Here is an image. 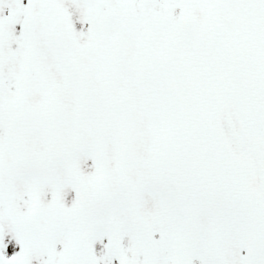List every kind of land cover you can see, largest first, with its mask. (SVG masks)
Masks as SVG:
<instances>
[{
    "label": "snow or ice",
    "instance_id": "obj_1",
    "mask_svg": "<svg viewBox=\"0 0 264 264\" xmlns=\"http://www.w3.org/2000/svg\"><path fill=\"white\" fill-rule=\"evenodd\" d=\"M0 264H264V0H0Z\"/></svg>",
    "mask_w": 264,
    "mask_h": 264
}]
</instances>
